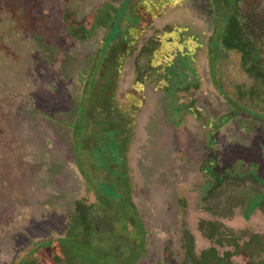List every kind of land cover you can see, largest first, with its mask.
<instances>
[{
    "label": "rangeland",
    "instance_id": "1",
    "mask_svg": "<svg viewBox=\"0 0 264 264\" xmlns=\"http://www.w3.org/2000/svg\"><path fill=\"white\" fill-rule=\"evenodd\" d=\"M123 2L0 0V264H195L212 247L214 264L264 260V88L239 54L212 61L207 0H130L118 16ZM259 2L241 5L264 68ZM181 53L184 89L168 67ZM78 204L84 249L66 234Z\"/></svg>",
    "mask_w": 264,
    "mask_h": 264
},
{
    "label": "trees",
    "instance_id": "2",
    "mask_svg": "<svg viewBox=\"0 0 264 264\" xmlns=\"http://www.w3.org/2000/svg\"><path fill=\"white\" fill-rule=\"evenodd\" d=\"M129 1L130 0H124L122 7L118 10V16L125 12V8L127 7ZM241 2L242 0H207L208 6L210 5L211 7L215 28L213 31V39L211 41V47L213 50H215V52L211 59L214 61L218 55H223V53L230 51L239 54L242 72L252 80L253 86L250 90L253 91L254 88L253 95H255L257 93V87L264 88V68H262L263 65H261L263 61L257 59L256 57V54L260 52V47L257 44L259 39L257 37L258 34L255 28V19H248L246 18V14H242L245 9L241 5ZM260 2L264 4V0H260ZM121 21L122 20L120 19L118 22L114 23L110 29L107 30L109 31V35L106 37L107 40L110 41L118 39L117 34L122 32V29L120 28ZM174 32L177 34L176 29H171L167 32V35H173ZM198 44L200 45V43ZM193 52L195 51L192 48L186 51L188 54ZM213 72L214 70L212 68V73ZM261 94H264V90L261 91ZM222 96L225 97L224 94H222ZM116 189L117 188L113 182H104L100 184V187L97 188V190H100L104 194L102 197L105 199L108 198L110 200L112 198L120 197V194ZM70 223L74 227L68 233L70 235L79 233L82 235V237L75 236L74 238L85 240V236H88V233L92 228L88 221L87 209L83 204L77 205L76 217H74ZM76 225L85 227L84 229L80 227L78 228ZM190 250L191 245L189 244L187 247V252H190ZM226 255L229 256L230 254L226 253ZM199 259L195 262V264H214L221 262V259L216 255L215 249H209L202 252ZM261 263L264 264V261L261 260L257 263L251 264Z\"/></svg>",
    "mask_w": 264,
    "mask_h": 264
},
{
    "label": "flooded vegetation",
    "instance_id": "3",
    "mask_svg": "<svg viewBox=\"0 0 264 264\" xmlns=\"http://www.w3.org/2000/svg\"><path fill=\"white\" fill-rule=\"evenodd\" d=\"M122 29V28H121ZM125 32H126V30H125ZM125 32H123V33H125ZM120 34H122V32L120 33ZM125 35V34H124ZM131 35V34H130ZM121 41H123V42H125L126 41V39L125 38H123ZM112 44H113V46L114 45H116L117 44V39H115L114 40V42H112ZM105 47H107V45H106V43H105ZM108 48V47H107ZM150 49H147L146 48V46L145 47H143L142 48V52H145V53H147L148 51H149ZM147 51V52H146ZM155 51V50H154ZM152 49H151V52H154ZM186 53V52H185ZM185 53H181V54H178V56H174V58L172 59V60H174L175 61V63H172V64H170L168 67H171L170 68V72H172L173 74H172V76H174V80L176 79L177 80V87L176 88H182V89H184L187 85H189V84H192V83H194V81H196V73H195V71L192 69V68H190V67H184L183 66V63L185 64V60H184V58H185V56L184 55H186ZM192 56H195V53L192 55ZM213 61V60H212ZM175 67H180V69L177 71V69L175 68ZM167 68V67H166ZM212 68H213V70H214V67H211V71H212ZM176 71H175V70ZM168 78V82H170V79H169V77H167ZM101 121H102V123H105L106 124V126H108L109 124H110V122H112L111 120H109L108 118H105V117H103V118H101ZM106 131H107V129H106ZM106 133H114L113 131H109V132H106ZM104 148H108V147H104ZM109 150H110V153H109V155H107L106 157H110V158H112V157H114L119 151H120V144H119V142H113L112 143V147H110V148H108ZM109 157L106 159V161H109ZM102 198H104V197H102ZM113 200L114 199H116V198H112ZM111 199V200H112ZM105 200H110V199H105ZM105 200L103 201L104 203H105ZM95 226V225H94ZM73 225L70 223V225H69V227H68V229H67V231H66V234H67V236H70V234L68 233L69 231H71L72 229H73ZM76 227H80V228H83L84 229V227L85 226H79V225H76ZM92 228V227H91ZM93 229V228H92ZM83 234V233H82ZM71 237L73 238V235H71ZM256 236H253V238H255ZM255 239H257V237L255 238ZM78 242H80V243H82V249H84V246L85 247H88V246H90V245H88V244H85V240H79L78 239ZM68 244H70V245H74V241H73V239H70L69 240V242H68ZM66 246L69 248V249H71L67 244H66ZM236 247H237V245H236ZM210 249H215V248H210ZM209 250V249H208ZM207 251V250H206ZM216 251V250H215ZM204 252V251H203ZM236 252H238V250L236 251ZM202 254V253H201ZM201 254H200V256H201ZM88 256V254H86V256H84L85 258ZM81 258H83V256L81 255L80 256ZM230 256H227L226 258H229ZM200 260V259H199ZM83 261H85V259L83 258ZM264 261V260H263ZM256 263V262H255ZM247 264H251V262H250V260L249 261H247ZM262 264V263H261Z\"/></svg>",
    "mask_w": 264,
    "mask_h": 264
}]
</instances>
